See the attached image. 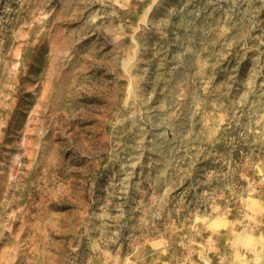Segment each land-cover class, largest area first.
<instances>
[{"label": "rangeland", "instance_id": "374dc122", "mask_svg": "<svg viewBox=\"0 0 264 264\" xmlns=\"http://www.w3.org/2000/svg\"><path fill=\"white\" fill-rule=\"evenodd\" d=\"M0 264H264V0H0Z\"/></svg>", "mask_w": 264, "mask_h": 264}]
</instances>
